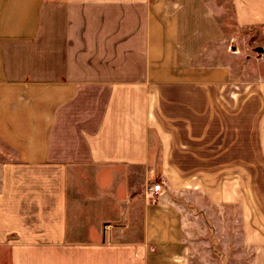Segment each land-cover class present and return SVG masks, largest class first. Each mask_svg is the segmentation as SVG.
Returning <instances> with one entry per match:
<instances>
[{
    "label": "crops",
    "instance_id": "obj_1",
    "mask_svg": "<svg viewBox=\"0 0 264 264\" xmlns=\"http://www.w3.org/2000/svg\"><path fill=\"white\" fill-rule=\"evenodd\" d=\"M228 11L264 36V0H0L8 264H189L193 207L234 205L264 264V53L233 50ZM233 155L261 173L245 195L189 175Z\"/></svg>",
    "mask_w": 264,
    "mask_h": 264
},
{
    "label": "rangeland",
    "instance_id": "obj_2",
    "mask_svg": "<svg viewBox=\"0 0 264 264\" xmlns=\"http://www.w3.org/2000/svg\"><path fill=\"white\" fill-rule=\"evenodd\" d=\"M220 20L224 22L223 31L231 33L236 39L233 41V50H238L241 57L247 56L253 59L252 63H256L255 59L261 56L257 53V48L262 50V54L264 53V36L262 33L253 29L239 28L235 26L234 22L232 25V16L229 11L222 13ZM252 63L248 65V69H257L258 67L255 65L252 67ZM240 131L239 136L242 133L244 135V131L242 129ZM233 136H235L234 133ZM240 150L242 149L240 148ZM240 159L246 160L247 156L233 155V172L230 173L227 171L221 173L190 172L189 175L191 177H203L210 174V176L216 175L218 180L233 179L235 185H238L239 182L238 189H241L245 195L247 183L248 186L251 182L255 184L257 179H261V173L252 172L249 168L247 171L241 167L240 163H244V161ZM249 159L248 157L247 160ZM155 183L157 182H151L152 185ZM191 212L194 216L191 221L194 235L189 240L191 247L189 264H251L252 253L244 242L242 213L239 208L234 205L233 207L222 208L220 212L204 213L198 206H194ZM8 263L7 254L1 252L0 264Z\"/></svg>",
    "mask_w": 264,
    "mask_h": 264
},
{
    "label": "built area",
    "instance_id": "obj_3",
    "mask_svg": "<svg viewBox=\"0 0 264 264\" xmlns=\"http://www.w3.org/2000/svg\"><path fill=\"white\" fill-rule=\"evenodd\" d=\"M161 192V185L159 183H155L152 186L148 187L147 193L151 199L157 196Z\"/></svg>",
    "mask_w": 264,
    "mask_h": 264
}]
</instances>
